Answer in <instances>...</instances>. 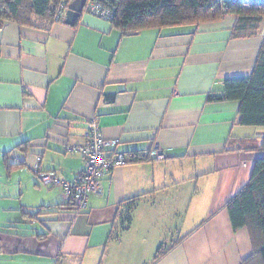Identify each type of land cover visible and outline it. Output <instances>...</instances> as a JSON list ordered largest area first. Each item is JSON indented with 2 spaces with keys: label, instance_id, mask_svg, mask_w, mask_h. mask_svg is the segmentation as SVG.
<instances>
[{
  "label": "crops",
  "instance_id": "0c3cea01",
  "mask_svg": "<svg viewBox=\"0 0 264 264\" xmlns=\"http://www.w3.org/2000/svg\"><path fill=\"white\" fill-rule=\"evenodd\" d=\"M235 22L125 33L84 12L74 25L3 23L0 169L21 170L18 193L38 202L0 208V264H243L253 254L226 204L264 156V127L240 125L238 101L208 100L250 75L261 52L264 22L233 39ZM93 118L119 140L109 153L134 156L77 212L35 173L75 180L83 158L66 147L86 143ZM136 196L127 226L125 201Z\"/></svg>",
  "mask_w": 264,
  "mask_h": 264
},
{
  "label": "trees",
  "instance_id": "16d2710c",
  "mask_svg": "<svg viewBox=\"0 0 264 264\" xmlns=\"http://www.w3.org/2000/svg\"><path fill=\"white\" fill-rule=\"evenodd\" d=\"M62 0H0V28L5 21L34 25L35 19L52 24ZM69 4L73 0H66ZM90 0H87V2ZM111 10L114 27L125 33L148 28L199 25L236 17L231 36L247 38L259 33L264 22V2L240 0H103ZM84 13V11H83ZM264 37V35H263ZM209 101H238V123L264 127V40L253 72L248 76L228 78L220 95H209ZM261 151H264V140ZM134 156V155H133ZM143 155L133 161H137ZM7 168H13L8 154ZM21 165V164H20ZM139 196L127 199L123 220L130 226ZM69 206L70 204L66 202ZM233 229L247 228L251 235L253 254L243 264H264V156L254 165L249 182L226 204ZM1 248V246H0ZM161 248L157 258L162 257Z\"/></svg>",
  "mask_w": 264,
  "mask_h": 264
},
{
  "label": "built area",
  "instance_id": "2783aa9c",
  "mask_svg": "<svg viewBox=\"0 0 264 264\" xmlns=\"http://www.w3.org/2000/svg\"><path fill=\"white\" fill-rule=\"evenodd\" d=\"M68 5L66 0L60 1L57 8V18L64 19ZM84 12L105 20H111V10L98 0L88 1ZM88 126L87 141L84 145L66 147L68 152L79 153L83 158V169L75 180H65L54 172H40L36 169V174L43 184L50 187L59 186L63 189L66 202L77 212L88 207L91 194L101 191V182L107 174L117 166L132 161L133 157V154L123 152H108L111 146L119 143V140H106L95 118L89 121ZM156 156L160 158L163 155L157 152ZM141 158H145V156Z\"/></svg>",
  "mask_w": 264,
  "mask_h": 264
},
{
  "label": "rangeland",
  "instance_id": "374dc122",
  "mask_svg": "<svg viewBox=\"0 0 264 264\" xmlns=\"http://www.w3.org/2000/svg\"><path fill=\"white\" fill-rule=\"evenodd\" d=\"M244 1V0H240ZM244 2H264V0H246ZM7 172L6 168L3 167L0 169V208H3V205L6 206H16V208H21V199L31 200L30 202H38L32 198L31 192L28 190L24 195H21V192L18 193L19 185L22 180L24 183L28 182L23 178L21 170H15L12 172V175ZM26 175V174H25ZM36 175V173H35ZM38 177V175H37ZM47 187L45 184H43ZM1 212V211H0ZM20 213V212H19ZM9 214V213H8ZM2 218H7V215L1 216ZM182 220L181 222H183ZM180 223L179 221H177Z\"/></svg>",
  "mask_w": 264,
  "mask_h": 264
},
{
  "label": "water",
  "instance_id": "95a60500",
  "mask_svg": "<svg viewBox=\"0 0 264 264\" xmlns=\"http://www.w3.org/2000/svg\"><path fill=\"white\" fill-rule=\"evenodd\" d=\"M93 1V0H92ZM103 1V0H98ZM87 0H73L68 6L65 14V22L74 25L83 13Z\"/></svg>",
  "mask_w": 264,
  "mask_h": 264
},
{
  "label": "clouds",
  "instance_id": "9594fccd",
  "mask_svg": "<svg viewBox=\"0 0 264 264\" xmlns=\"http://www.w3.org/2000/svg\"><path fill=\"white\" fill-rule=\"evenodd\" d=\"M90 1H92V0H90ZM70 3H71V2H70ZM70 3H69V4H70ZM86 4H87V2H86ZM86 4H85V6H86ZM68 6H69V5H68ZM84 8H85V7H84ZM66 11H67V10H66ZM83 11H84V10H83ZM65 14H66V13H65ZM64 18H65V17H64Z\"/></svg>",
  "mask_w": 264,
  "mask_h": 264
}]
</instances>
